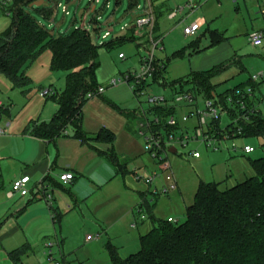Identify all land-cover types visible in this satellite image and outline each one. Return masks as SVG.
Listing matches in <instances>:
<instances>
[{"label": "rangeland", "instance_id": "rangeland-1", "mask_svg": "<svg viewBox=\"0 0 264 264\" xmlns=\"http://www.w3.org/2000/svg\"><path fill=\"white\" fill-rule=\"evenodd\" d=\"M108 1L110 2L109 8L106 7ZM116 1L101 0L96 5V12H89L91 4L88 0H46V6L55 8V15L51 19H45L31 8H28V11L55 36L79 29L83 21L87 26L90 25L93 28L91 38L99 46L100 67L97 71V79L105 92L88 100L85 104L82 127L90 137H98L101 133L100 139L95 141L94 145L103 150L113 148L121 163L126 164L127 173L114 176L112 179L107 178L109 180L101 190L95 191L87 202L89 206L100 205L97 207V215L90 213L86 207L83 208V213H79L80 219L71 216L65 219L63 234H60V223L55 222L49 212L48 218H42L43 222H40L39 226L33 224L25 227L28 217L24 215V220H22L24 231L15 232L19 226L17 218L0 220V264H16L11 260L9 254L24 246L27 248V252L22 257L21 264H105V262L110 264V255L107 249L109 243L117 247L120 255L126 258L140 251V237L138 231L130 229L129 233L127 230L123 231L121 226L129 212L128 208L136 198H140L142 193L145 194L149 204L156 203L155 214L157 217L166 220L172 216L176 224H182L186 221V205H190L194 201L201 183H220L221 190L235 187L255 176L249 158L257 159L264 156L263 138L217 139V142H212V146H208L201 140H194L185 148L181 145H174L177 148V153L173 154L169 151L166 153L172 170L166 173L160 169L158 162L146 153L145 140L137 130L138 120L127 118L125 112L139 114L142 111H147L150 107L149 97L166 96L169 98L181 90L178 88L176 92L171 91L169 88L149 80L142 94L136 96L133 93L132 84L124 81L128 74L140 71L141 61L150 56L149 52L153 51V45L149 37L135 35L137 39L134 41L102 46L103 43L110 44L116 42L117 39L130 37V28L126 30H121V28L125 25L131 26L140 16L137 8L130 9L133 0H119L118 3ZM152 1L155 4L160 0ZM187 1L171 0L167 5L177 9V7L185 6ZM193 1V4L198 5L194 12L179 14L174 21H169L164 17L159 20L160 38L163 41L154 55L156 60L169 64L168 70L164 74L165 81H190L193 73L209 71L223 63L226 68L211 80L217 95H221L239 85L246 84L252 77L260 73L264 74V45L253 47L247 36L254 29H264V17L260 13L258 1ZM3 2L5 0H0V3ZM141 2L144 1L140 0ZM58 3L68 7L70 13L68 16L62 8H57ZM0 17H6L1 9ZM200 18L207 20V26L194 37L185 36V27ZM112 28V35L103 41L99 37V33L103 34ZM210 30L225 32L227 40L220 47L208 48L210 44L208 31ZM197 38H202L201 52L190 51L182 58H173L176 52L187 47ZM120 55L124 57L120 58ZM54 76L52 89L62 93L65 89L67 73L55 72ZM113 81L119 83L112 85ZM245 87L248 91L253 89L251 85ZM190 89L189 84L183 88L186 91ZM10 100L5 97L3 101L10 104ZM252 100L264 116V78L259 77L256 81ZM204 101L205 96L199 95L198 111L200 112L205 110ZM228 104L232 107V103L228 102ZM190 111L191 108L182 107L179 109L178 115L179 117L188 115ZM222 111L220 107L219 126L221 130L231 123L230 116ZM147 117L151 119L152 116L148 113ZM195 124L194 118H190L186 124L190 136H194L196 133L193 129ZM127 125L130 126V131L127 130ZM75 132V127L69 125L66 135L60 139L63 142L65 160H61L58 164L59 168L55 170L61 174L54 172L57 177H51L55 181L59 182L63 175L62 171L68 167L67 164L76 160H79L80 165L84 164L87 167V158L75 153V146L78 145V148L81 146L80 141L74 138ZM179 135L180 133H177V136ZM246 146L253 147L255 152L249 155L244 154L243 150ZM7 148L12 156L19 161L32 154L31 146L21 145L18 142H11ZM214 148H218V150H214ZM192 153H199L200 158L195 159ZM0 157L4 159V156ZM55 161L56 157L53 159V162ZM105 162L109 164L106 160ZM102 168L104 167L93 170V173L98 174L104 180L108 172ZM85 173L83 178L79 177L75 184L83 180L80 187L84 193H87L88 185L86 183L90 180L88 167ZM169 176H174L173 180L178 182L180 190L170 191L173 182L168 180ZM150 179L152 182L148 184L147 181ZM65 188L73 189V186H65ZM6 189H11L8 184ZM166 190L169 193H165ZM155 191L157 195L154 194ZM144 210L147 220H150L147 205L144 206ZM89 221L93 222V225H90ZM44 228H50V230H43ZM42 230L44 232H41ZM55 231H57V236ZM106 233L111 240L106 237ZM97 235H99L98 239H94L92 242L87 240L88 236L97 238ZM50 253L53 261L50 259Z\"/></svg>", "mask_w": 264, "mask_h": 264}, {"label": "trees", "instance_id": "trees-1", "mask_svg": "<svg viewBox=\"0 0 264 264\" xmlns=\"http://www.w3.org/2000/svg\"><path fill=\"white\" fill-rule=\"evenodd\" d=\"M39 1L5 0L0 4L11 21L9 27L0 34V77L7 78L14 88L27 92L31 85L26 75L27 70L44 52H51L52 71L67 73L64 91L59 93L57 90H51L53 95L49 96L58 103L59 109L50 123H32L24 133L42 141H55L65 136L68 126L72 125L76 130L74 138L82 144H91L100 139L101 133L98 137H90L83 131V110L89 100L88 94L96 93L101 87L97 79L100 67L99 46L93 42L91 32L85 29L79 28L59 36L53 35L28 11V8H31L45 19H51L55 15V8L46 6V0L41 7H31ZM139 3L140 0H133L130 9H136ZM96 10L91 6L88 11ZM157 31L155 24L153 33L156 40L160 38ZM130 32V37L117 39L110 44L103 43L102 46L136 40L135 29H130ZM147 35L145 34V38ZM209 35L208 48L226 40L223 33L217 31H210ZM200 44L201 40L197 38L176 52L173 58H182L190 51L201 52ZM168 65L164 61H155L153 83L174 90L180 88L181 91H186L183 88L189 84L190 91L216 101L230 116L231 123L223 130L220 129L219 120L213 123L212 134L216 138L229 134L230 139H264V116L252 100L256 88L253 77L246 84L217 95L211 80L226 68L224 64L209 71L195 72L190 81L179 82L165 81L164 74ZM146 85L136 88L133 93L137 96ZM246 85L252 86L251 94ZM239 92L245 94L242 99L247 110H240L238 106ZM229 96L236 100L232 107L228 104ZM152 111L164 118L175 113L173 108L167 107ZM7 113L3 107L0 108V121ZM125 115L129 119H139L136 112L126 111ZM238 129L241 130L240 134L237 133ZM175 130L176 128L167 129L168 132ZM104 154L118 173L126 169V165L121 163L113 150ZM249 161L255 171L254 177L227 190H221L220 183H201L192 205L187 208L186 221L176 224L159 220L156 227L141 236L139 252L124 258L118 248L109 243L107 249L111 264H264V156L249 158ZM26 249L24 246L14 250L10 252L9 257L16 264H21Z\"/></svg>", "mask_w": 264, "mask_h": 264}, {"label": "crops", "instance_id": "crops-1", "mask_svg": "<svg viewBox=\"0 0 264 264\" xmlns=\"http://www.w3.org/2000/svg\"><path fill=\"white\" fill-rule=\"evenodd\" d=\"M149 1L153 4L154 8H156L154 13L156 17V26L158 29L157 36L159 37L161 35L159 20H161L162 17L169 21H174L178 18L179 14H188V12H194L198 8L196 3L193 4V0H188L185 6L177 7V9L176 7L173 8L167 5V3H169L168 1L171 0H160L155 4L152 0ZM257 1L260 8L262 5V0ZM188 4L192 5V9L186 7ZM183 7L184 10L182 12H178L176 17H170L171 14L177 12L179 8ZM0 9L3 11L1 6ZM5 16L6 17L4 18L0 17V34L9 27L11 22L9 16ZM197 21L202 23V29L207 26V20L205 18L192 21L191 25ZM210 31L223 33L224 38L227 40L225 32H221L219 30ZM210 31H208L209 39ZM253 31L264 32V29H254ZM253 31L247 34L248 39L249 35ZM201 39L202 38H200V40ZM222 43L210 48H216L217 46L220 47ZM199 50H202L201 46ZM51 63L52 54L51 52L46 51L29 67L26 75L30 79L31 85L27 88V92H24L23 89L14 88L12 83L7 78L3 76L0 77V108L3 107L4 110L8 111L6 116H4L0 121V127L5 130L4 135L0 136V156H4V159L0 157V220L5 218H17L19 226L15 232L18 230L24 231V226L29 227L33 224H37L36 226H39L40 222H43L41 221L42 218H48L47 215L49 212L52 219L55 222L58 221L60 223V234H63V225L65 219L69 218V216L74 217L75 219H80L79 213H83L85 207L90 213L97 215V207L100 205L95 204L94 206L90 205V207L87 202L95 191L101 190L102 186H104L107 180H109L107 178L112 179L114 176L116 177L120 174L125 175L127 173V166L122 173H118L116 167L104 154L109 153L111 150L114 151L113 148H109L107 150L100 149L98 146L94 145L95 141H93L88 145L82 144L80 142L81 146L79 148L78 145L75 144L77 145L75 146V153H79V156H84L87 158V167L89 172L88 177L90 178L89 182L86 183L88 185L87 193H84L80 187L83 180L80 182L78 181L75 184L79 177L83 178V174H86L85 172L87 167L84 164L80 165L79 160H76L69 165L66 163L68 167L62 171V174L72 173L74 175V179L70 183L63 184L61 181L58 182L51 178L57 177L55 174H61L55 170L59 168V162L61 160H65L63 157L65 155L62 144L63 142L60 140L62 137L55 141H42L24 133L25 129L32 123H50L59 109L58 103L56 101L51 99L49 96L44 98L40 95L42 92L48 90L55 91L52 89V84L55 79V72H53L51 69ZM220 65H223V63L215 67ZM5 97H7L9 100L12 99L10 100V104H8L7 101H3L5 100ZM130 129V126L127 125V130L130 131ZM11 142H18L21 145L31 146V156L24 158L22 161H19L13 157L7 148V145H9ZM54 157H56L55 162H53ZM105 160L109 164H106ZM99 167H104L102 169L108 172L107 176L111 177L106 176V178L103 180V178L98 176V174L96 175L93 173V170ZM115 173L116 175H114ZM23 176H29L31 178V181L28 185L30 190L29 195L26 197L16 195L11 198L9 193L12 189L13 182L19 178H22ZM5 179L7 180L5 181ZM5 182L8 184V187L11 188L10 190L6 189L7 184ZM43 185L50 186L52 189L51 194L54 197L52 206L49 205L45 195L42 193ZM70 185L73 186V189L65 188V186ZM177 190H180L179 184ZM192 203L190 205H192ZM146 205L150 220H147L148 218L145 214L144 206ZM190 205H186V210ZM155 207L156 203L153 202L152 204H149L145 194L142 193L140 198H136L128 208L129 212L131 213L129 214L128 212L127 216L124 218L123 224L121 226L122 230H127L129 233L130 229L138 231L140 238L141 236L149 233L154 227L158 225V221L162 220L155 214ZM24 215H27L26 217H28V219L26 225L23 226L22 220H24ZM143 217H145V219H143ZM170 218H172V216L168 217L166 220H163L168 221ZM89 223L90 225H93V222L89 221ZM43 230H50V228H44ZM43 230L41 232H44ZM141 230H143V232H141ZM55 232V235L57 236V231ZM105 235L109 240H111L108 233ZM135 241L137 242V239ZM62 242L64 243V239ZM58 244L61 252L60 242ZM106 263L107 262H105V264Z\"/></svg>", "mask_w": 264, "mask_h": 264}, {"label": "built area", "instance_id": "built-area-1", "mask_svg": "<svg viewBox=\"0 0 264 264\" xmlns=\"http://www.w3.org/2000/svg\"><path fill=\"white\" fill-rule=\"evenodd\" d=\"M91 6L94 7V10L96 9V5L101 2V0H88ZM144 2L139 3L137 6L138 12H140V16L135 20L134 23L131 24V26L125 25L121 28V30H126L127 28L135 29V35L136 36H143L145 34H148L149 40L152 42L153 45V51L149 52L150 56L147 58H143L141 61V69L139 72L130 73L125 78L124 81L126 83L132 84V89L135 90L136 88L141 87L142 85L147 84L149 80H152L153 75L156 71L155 66V51L158 50L160 44L162 43L161 39H155L154 38V28L156 24V17L154 13V6L149 0H143ZM110 2L108 1L106 4V7L109 8ZM186 7H189L192 9V5H187ZM57 8H62L63 12L68 16L70 13L68 11V7L65 5H62L61 3L57 4ZM184 10L183 8H179L177 12H174L171 14V18H174L177 16L178 12H182ZM90 12V11H89ZM260 13L264 17V0H262V5L260 7ZM99 20V18H98ZM101 27V26H99ZM80 29H85L88 32L92 31V27L89 25L87 26L86 22H82V24L79 27ZM101 30V28H99ZM202 29V23L197 21L193 23L192 25L185 28V36L187 37H194L196 34ZM99 30V31H100ZM113 32V28L109 31H106L105 33L101 34L99 33V37L103 41L107 40ZM249 43L254 47H261L264 45V32L262 31H253L249 35ZM120 58H123V55L119 56ZM260 78H264V74L260 73L253 77L254 81H257ZM122 82V81H121ZM118 81H113L112 85L118 84ZM171 91H175L172 88H169ZM105 92V89L103 87H100L99 90L96 93H89L87 98L93 99L96 96L102 95ZM250 94L252 91H248ZM142 94V91H140L137 96H140ZM41 97H48L53 95V92L51 90L42 92ZM241 96V97H240ZM240 97V98H239ZM243 97H245V94H242L241 92L238 93V106L240 107V110H247L246 103L243 101ZM234 97H228V102L235 103ZM148 104L150 105L149 109L147 111H142L139 113V119H138V133L141 137L145 140V146H146V153H148L151 158L158 162V165L160 166V169L163 172H170L172 170V166L170 161L167 159V152H170V149L174 147V145H181L182 147H187L192 141H203L204 143L208 144V146H212V142L216 141L217 139H230L229 134H224L221 138H216L212 134V128L213 123L218 121L220 119V105L214 101L209 100L205 98L204 105L205 110L202 112L198 111V95L192 91H178L171 97L167 98L166 96H152L148 99ZM183 105V106H181ZM235 106V105H234ZM160 107H167V108H173L175 110V113L167 116L166 118L162 116H158L155 114L154 110L156 108ZM182 107L185 108H191V111L188 113V115H182L179 117L178 112L179 109ZM148 113L152 116L151 119L147 117ZM190 118H194L196 120V124L193 127L195 130V135L190 136L188 134L189 128L186 126ZM242 118V117H241ZM239 118V119H241ZM170 128H176L173 132H168L167 129ZM5 130L0 127V136L4 135ZM177 133H180L179 136H177ZM237 133L240 134L241 130L238 129ZM234 136V134L232 135ZM217 142V141H216ZM176 148V147H174ZM177 149V148H176ZM214 150H218V148H214ZM244 154L249 155L255 152V149L250 146H246L243 150ZM171 153V152H170ZM192 156L196 159L200 158L199 153H192ZM156 177V176H154ZM74 179V175L72 173H65L61 175L60 181L63 184H68ZM153 179V178H152ZM152 179L148 180L147 183L150 184L152 182ZM174 179V176H169L168 180H170L172 183L170 187V191H174L178 189V184ZM173 180V181H172ZM31 181V178L29 176H23L22 178H19L13 182L12 189L9 193V196L12 198L16 195H19L21 197H26L29 195L30 190L28 188V185ZM51 187L43 185L42 187V193L45 195V198L47 199V202L50 206H52L54 197L51 194ZM165 193H169L168 190L165 191ZM154 194L157 195V192L155 191ZM145 219V217H143ZM170 223H175V220L173 218H170L168 220ZM97 238L93 236H88V241H93L94 239H98L99 235L96 236ZM52 247V246H51ZM50 259L53 261L52 254L50 253ZM59 264V263H56Z\"/></svg>", "mask_w": 264, "mask_h": 264}, {"label": "water", "instance_id": "water-1", "mask_svg": "<svg viewBox=\"0 0 264 264\" xmlns=\"http://www.w3.org/2000/svg\"><path fill=\"white\" fill-rule=\"evenodd\" d=\"M43 3H44V0H40L39 2H35L34 4H32L31 7H41L43 5ZM170 152L173 154H176L177 149L173 147L170 149Z\"/></svg>", "mask_w": 264, "mask_h": 264}]
</instances>
